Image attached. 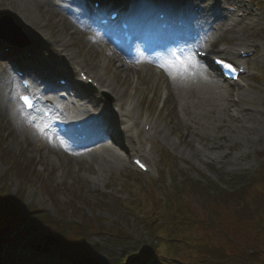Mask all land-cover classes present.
Listing matches in <instances>:
<instances>
[{"label": "rangeland", "instance_id": "374dc122", "mask_svg": "<svg viewBox=\"0 0 264 264\" xmlns=\"http://www.w3.org/2000/svg\"><path fill=\"white\" fill-rule=\"evenodd\" d=\"M220 1L224 8L223 12L230 15L225 7L231 8L230 4L234 5L236 1ZM249 2L248 8L252 16H246L244 19L232 16L234 23L224 32L222 28H225L230 21H220L215 32L211 34V36H220L216 41L219 47L225 45L230 48L257 49V55L248 59L249 72L241 80L243 87L228 84L233 90L228 96L230 104L226 107V120L230 121V126L224 124L221 128H217L216 125L205 124L199 128V133H193L194 125L186 117H182L181 120L176 119L175 113L172 112L174 104H169V101L165 102V89L158 79L157 72L160 66H153L150 71L142 65L134 68V64H128L131 82L125 80L123 71L117 72L110 66L104 67L108 68L105 70V77L115 85L116 78L112 75L115 74L118 78V83H116L118 87L122 83L121 86L127 89L126 95L137 96L140 100L135 105V111L140 110L143 117H148L157 126L165 127L166 122L172 123L165 129L168 139L160 138L152 140L153 144H143L144 152L150 155L153 162H149L152 168L150 173L143 174L131 163L130 156L134 155V152L126 155L127 164L106 171L101 170L95 159L71 161L66 155V147L61 155L56 151L57 147L45 150L40 147L38 136L32 135L30 131L23 133L8 116L10 103L17 102L18 87L11 91L9 97L4 96L0 90V195L7 193L8 201L13 198L10 201L20 202H16L18 207L15 210L19 211L23 218H28L30 225H33V227H20L18 222L15 232L16 244L11 245L5 252L4 264H99L96 258H91L92 253L85 252L79 255L76 253L77 249L69 250L65 244L62 247L52 244L47 253L35 250L34 246H44L49 234L58 239L62 238L60 234L62 231L68 233L75 247H78L77 239L80 240L82 237H86L90 245L98 244L97 251L108 259L109 264H153L152 260L142 257L140 249L135 248L137 241L143 239L141 227H145V222L142 223L139 219L148 222L155 228V233L164 237H180L174 235L175 229H179L181 233L189 234L187 238L190 239L194 237H198L199 240L212 238L215 244L219 245L220 250L225 248L228 250L230 257L235 256L241 250L239 247L250 229L247 224L239 223L231 216L221 202L222 197L218 194L230 192L238 185L237 180L241 181L240 176L255 172L264 159V127L248 133L247 137L243 138L232 132L233 124L241 125L246 122L243 119L239 120L240 122L233 119L234 109L244 113V107L253 106L252 113L259 108L264 113V0H249ZM22 3L23 0H0V18L8 15L21 28V37L17 35V38H21L20 45H11L7 38L0 37V51L8 56H0V87L9 77L19 83L14 69H20L29 58L36 59V54L44 61L50 60L51 66L48 68H52L53 73L56 74L54 79L61 77L54 69V61L59 60L58 43H55L53 47L44 44L32 53L13 51L15 47L19 49L18 46L32 45L34 40L38 39L33 35L30 36V32L27 33L26 21L17 14ZM51 6L54 7L52 4ZM34 12L45 34H51L52 31L45 23V18L51 13L44 8H39ZM62 31L60 25L55 26V32L58 35ZM95 34L91 35L93 39H97ZM211 36L207 35L206 38ZM102 43L109 53L121 56L109 41L105 39ZM205 43L206 41H203V44ZM68 48L76 56L78 49L76 43ZM86 51L85 46L79 50L80 55L86 60L82 61L77 57L75 61H72L74 66L77 67L80 65L77 62H81L89 69L91 68L90 70L98 72L102 62L98 63L100 59L95 53L90 54V57L86 55ZM11 56L18 57L21 61H14ZM136 63L138 64L135 61ZM35 65L42 68L38 71L39 75L42 71H46L43 64L37 62ZM60 65L61 63H58V66ZM81 67L84 66L81 65ZM88 68L84 70V73L90 75ZM220 84L225 85L226 83ZM136 85L142 88V92L138 95L135 90ZM241 91L256 98L241 99ZM96 94L102 97L100 93ZM50 95L49 93L47 96L51 97ZM234 97L240 99L238 105L232 101ZM111 99L112 108L115 107V102L113 98ZM64 105L65 101L62 100V106ZM169 106L171 108L167 110ZM27 118V122L30 123L28 125L36 130V123L29 120L32 119V115ZM44 134L48 136L47 139L51 144L55 142L53 135L45 132L41 139H44ZM140 139L143 138L140 137ZM212 144L219 145V147L209 149L208 145ZM108 145H115V143L110 142ZM20 168L29 175L21 177ZM216 183L219 186H216ZM189 184L194 190H198V187L212 190L209 191L208 196L211 197L217 212L216 218L212 220L213 226H208L205 222L198 223V219H206L208 209L196 202V197L188 192ZM74 205L79 209L76 213L72 212L75 209ZM107 205L110 207L108 208ZM188 207L192 211H189ZM185 210L193 213L192 220L187 221L182 218ZM29 211L34 216L33 220L30 219ZM36 215H39V218ZM44 216L49 220L42 219ZM35 217L37 221L34 220ZM96 217H100L105 222L106 226H103L106 231L92 229L93 233H88L84 229V223L88 220L95 223ZM114 221L120 223L121 227L117 226L115 229ZM110 229L113 235L115 232L118 234L117 238L106 234ZM227 233L233 234L241 242L235 245L227 244L225 242ZM120 235L123 236L122 239ZM153 236L152 232L151 238ZM129 239L131 240L127 242ZM164 241V239L161 240L159 252L170 251V247ZM208 254L213 256L215 253ZM175 256L195 262L194 252L190 247L181 245L171 250L170 253H157L156 257L159 260L156 264H184L182 259L175 263L174 259H177ZM218 258L221 256L218 255ZM230 262L229 264H243L236 260Z\"/></svg>", "mask_w": 264, "mask_h": 264}, {"label": "bare ground", "instance_id": "6f19581e", "mask_svg": "<svg viewBox=\"0 0 264 264\" xmlns=\"http://www.w3.org/2000/svg\"><path fill=\"white\" fill-rule=\"evenodd\" d=\"M88 1L89 0H23V3L20 5L21 9L19 10V12H17V14L20 18L26 21L25 30L28 31L27 33L30 32V36L33 35L34 37H38V39L34 40L35 42L32 45L18 46L19 49H16L15 47L13 51L20 53L27 51V53H32L38 47H43L44 44H46V46L53 47L58 43L59 47L57 48V51L59 53V60L54 61V69L59 74H62L67 77L74 76L76 72L78 73L77 76L80 77L81 73L84 71L75 67L74 62L63 63L64 59L70 58L71 60L75 61L76 58L79 57L82 59V61H85L86 58L81 56L79 53V50L82 49L84 46L87 49L86 55L95 53V55L100 59L98 63L102 62V65L100 67L101 69H98V72L90 70L91 68L89 69L81 62L77 63L80 64L78 66L82 65L84 66L83 68H88V72L90 73L88 78H93V84L95 82L98 83V92L102 94V97L99 98V96L95 95L94 92H92L94 91L92 88H94L95 85H91L85 81H78L79 84L75 85V88L79 90L78 100L71 98L72 96L69 97L71 101L68 100L69 104L66 107H60L56 103V101L49 100L48 102L50 106L54 107L55 112H67L68 116L72 120L77 119L76 124H80L88 120L90 117L92 122L93 117L98 118V114L96 113L97 110L99 112L104 111L105 113H110V125L114 128V134L110 133V135L113 134L111 137L113 143H115V123L118 125H123L122 127H120V129H118L119 138H121L122 140V147L116 148L115 145L100 143V137L93 132L90 136V139L87 140L86 143L81 142V144H88L84 150L78 148L67 149L66 155L71 161L74 159L77 161H81L84 159H95L99 163L101 170L106 171L114 169L119 165L127 164L126 154H128L129 152H134L135 154H142V156L145 157L144 159L148 160V162L150 163H153L150 155H143L142 147L139 148L135 145V138L143 137V141L148 144H153L152 140H154L155 137L163 138L164 140H166L168 139V134H166L165 132L166 126L172 125V123L168 124L166 122L165 127H162L160 125L157 126V124H154L151 121L153 131H151L150 133L143 131L139 126V124L142 122H133L135 119V114H140L139 111H137L138 113H136V111L134 110L135 105H137L140 100L137 99V96H132L129 94L126 95L127 89L121 86L122 83H120L118 87V85L116 84L118 83V78L115 74H112L116 78L115 85L112 83L111 80H109V78L105 77V70L108 68L104 67L110 66V68H115L117 72H119V70L123 71L125 73V80L131 82V77L128 74L130 71L127 68L128 64H134V68H138V66L142 65L143 68L151 71L153 66H158L159 64L164 62V59L167 57L168 54H162V52H159L157 46L153 43H150L149 46L146 48H139L141 45H138L135 54H133L131 58H125L122 55V57L120 55L115 56L114 54L109 53V51L104 47V43H102V41H104L105 39L108 41L105 32H102L92 23L95 22L97 15L92 13L91 9L88 6ZM95 1H101L104 4L103 14H105V12L110 10L111 8H114L115 5V0ZM129 2L132 4V7L134 9V12L132 13L133 16L131 18L135 20L136 26L141 25L139 17H146L147 23H145V25L143 24L142 26L146 27V25H148V27L150 28L149 32L153 33L154 17L152 14L149 15V13L155 8L156 1L148 0L147 2V0H129ZM51 4L54 7H52ZM39 8H44L45 10L51 13L50 16H47L45 18V23L53 33L51 32V34H45L46 32L43 30L41 22L37 19V17H35L36 12H34V10H39ZM235 9H237V5H235ZM246 13L247 16H252L250 12L247 11ZM86 15L91 20H88ZM201 20V23H203V19ZM233 23L234 19H231L230 22L226 24V27L222 28V32L228 30V28H230ZM56 25H60L63 29L60 35L55 32ZM173 30L174 29H172V31ZM94 34L95 36H97V39H93V37H91V35ZM219 37L220 36L213 37L212 42H216ZM149 38L153 40L151 37ZM75 43L78 46L76 56L74 52L68 48L70 45H75ZM11 45L15 44L11 43ZM142 47H144V45H142ZM209 49V45L199 47V50L202 51H208ZM231 55L233 57H238L234 51L231 52ZM0 56L8 57L7 54L2 51H0ZM36 56V59L29 58L24 62V68L27 70L32 81H34L35 88L39 86L36 80L42 79L44 82H52L51 74L53 73L51 72V70L53 71V69L49 68L50 72L45 73L47 74V76L39 75L36 70L39 65H35V63L38 62L40 64H43V66L47 68L50 67L51 64L49 63L50 60L44 61L39 55L36 54ZM11 58H13L14 61L19 60L18 57L11 56ZM135 61L138 62V64H135ZM58 63H61V65L58 66ZM244 64H246L245 59ZM64 69H66V71H61ZM160 69L161 70H159L157 73L158 79L165 89V102L167 103L169 101V104H174V110L172 109V112L175 113L176 119L181 120L182 117H186L191 122V124L194 125L192 130L193 133H199V128L203 127L205 124H213L216 125L217 128H221L224 124L230 126V121L226 120V107L230 104L228 96L230 95V92L233 91L232 86L230 87L228 84H220V80H218L210 72L209 76L211 80H206L194 67L190 65L187 71H178L174 75H169V73L165 71V69L162 67H160ZM91 74L94 75L91 76ZM15 81L16 80H14L12 77H9L6 81L3 82V85L0 87V90L2 94H4V96L9 97L11 91L18 87V83H16L17 81ZM72 86L74 85H71V87ZM135 90L137 95L142 92V88L137 85L135 86ZM50 93L52 94V92ZM241 95V99L253 97L254 99L256 98L255 96H252L249 93L247 94L244 91H241ZM111 98H113L114 102L115 100L122 101L125 105L124 107H120L117 110L118 116L116 117L115 108L113 110L109 105L110 101L112 100ZM232 101L236 102L234 103L236 105L239 104L237 102L238 100L233 99ZM90 107L95 110H91ZM170 108L171 106H169L167 110H169ZM69 111L71 114H69ZM92 111H94L95 113H92ZM7 113L11 120L19 126L20 130L23 133L30 131L32 135L35 134L39 137L40 147L44 148L45 150H51V148L53 149L57 147L56 151L58 152V154H62V151L65 147L60 144V142L56 139L55 136H53V141L55 142L51 144L47 139V135L44 134V139H41L42 134H40L37 129L35 130L30 125H28L30 123L27 122V117L30 115L29 113L32 112H25L21 109L20 104H18L17 102H12L10 103V107ZM241 114H243L244 122L246 120L247 123L245 122L241 125H232V132H235V134L240 138H243L244 136L247 137L248 133L250 134V132L258 128L264 127V113L261 108L257 109L255 113L245 111ZM102 115L103 114H101V116ZM232 117H239V115H232ZM35 119L39 121V118L36 117ZM29 120L33 121L34 119L30 118ZM145 122L146 124L150 123L149 121ZM133 123L135 128L132 125ZM40 125H46V128L52 130L51 126L45 122H40ZM92 128L96 129V126L93 125ZM94 140L96 141V144H94L96 146L92 147L91 145L93 144ZM218 147L219 145H208L209 149H214Z\"/></svg>", "mask_w": 264, "mask_h": 264}, {"label": "trees", "instance_id": "16d2710c", "mask_svg": "<svg viewBox=\"0 0 264 264\" xmlns=\"http://www.w3.org/2000/svg\"><path fill=\"white\" fill-rule=\"evenodd\" d=\"M19 172L21 177H27L29 175V173L24 171V169L22 168L19 169ZM240 178L241 181L237 180L238 185L233 188L230 192L226 191L225 194L223 193L218 195L222 197L223 201L221 202H223L226 210H228L231 216L237 219L239 223L247 224L250 229L248 235L244 239V242L241 243L239 247V249L241 250L236 253L235 256L230 257L231 254H228V250L226 248L224 250H220L219 245L215 244V241L212 238L206 240H199L198 237H194V242L191 243L194 244L193 252L196 263L229 264L231 263L230 261L236 260L243 264H264V159L261 161L260 166L255 172L250 175L240 176ZM189 186L190 184L188 185V187ZM209 191L212 190L201 189L200 187H198V190H194L193 186H190V189H188V192L196 197V202H198L202 207L208 209V213L206 211V219H198V223L205 222L208 226H213L212 220L216 218L217 212L215 207L213 206V201L211 200V197L208 196ZM7 198H9L7 193L5 195H0V264H4L3 256L5 255L7 249L11 245L16 244L15 241L17 240V235H15V232L17 230L16 225L18 224V222L20 224V227H33V225H30L31 222L28 221V218H23V216L20 215V212L15 210V208L18 207L16 203L18 201H10L13 198L9 199L8 201ZM73 207L75 209L72 212L76 213L79 209L76 208V205H74ZM107 207L109 208L110 206L107 205ZM188 208L189 211H192L190 207ZM185 213L187 215V219L190 220L192 218L191 215H193V213L188 214L187 210H185ZM29 215L31 216L30 219L34 217L30 211ZM36 217L39 218V215H36ZM36 217L34 220L37 221ZM42 219L49 220L46 216L42 217ZM95 220V223L90 220L85 222L84 229H86L88 233H93L92 229L106 231L103 226L105 225V222H103L100 217H96ZM114 223L116 225L115 229L117 228V226L121 227L120 223L115 221ZM64 224L66 225V222H64ZM35 225L37 226L36 223ZM107 227L110 226L107 225ZM141 230L143 235L145 236L148 227H141ZM110 231H112V229L107 230L106 234L113 235L114 233L112 232V234ZM60 234L62 237L60 239L63 240L64 244L68 246L67 249H74V251L75 249H77L78 251H76V253H78L79 255L85 252L92 253V259L94 256L100 254V252L97 251L98 244H88V240H86V237H82L80 240L77 239L78 247H75V244L71 242L72 240L68 236V233L62 231L60 232ZM114 236L115 238L118 236L116 232L113 237ZM225 236V242L227 244L235 245L238 242H241L231 233H227L225 234ZM122 237L123 236L120 235V238ZM144 238L139 243V246H141L144 256L148 260H151L150 257H155V253L158 252V241H156L154 238H152L151 240L146 237ZM168 244L172 249L171 242H168ZM186 244L189 245L187 242ZM208 253L215 254L212 256ZM218 255L221 256V258H218Z\"/></svg>", "mask_w": 264, "mask_h": 264}, {"label": "water", "instance_id": "95a60500", "mask_svg": "<svg viewBox=\"0 0 264 264\" xmlns=\"http://www.w3.org/2000/svg\"><path fill=\"white\" fill-rule=\"evenodd\" d=\"M20 32L21 28L16 25L10 16L6 15L0 18V37L7 38L12 44H19L21 43V38H17V35L21 37ZM52 244H57L60 247L64 246V242L60 238L58 239L52 234H49L46 237L44 246L37 245L34 247L37 251L41 250L44 253H47L49 251L50 245ZM97 260L100 262V264H109V261L105 256H98Z\"/></svg>", "mask_w": 264, "mask_h": 264}, {"label": "snow or ice", "instance_id": "6c2138e0", "mask_svg": "<svg viewBox=\"0 0 264 264\" xmlns=\"http://www.w3.org/2000/svg\"><path fill=\"white\" fill-rule=\"evenodd\" d=\"M191 63H192V61L190 59H185V60L177 59L175 61H167V62L161 63L158 66L164 68L165 71H167L169 73V75H174L175 73H177L180 70L187 71L188 66ZM218 63L223 65V67L230 70L231 72L236 71V69L231 64L226 63L223 60L218 61ZM21 100L23 101V103L25 105L29 104V98L28 97H21ZM35 126L37 128V131L40 132L41 134H43L45 132V129L47 127L46 125L42 126L40 124H36ZM141 167H143V165H141Z\"/></svg>", "mask_w": 264, "mask_h": 264}]
</instances>
